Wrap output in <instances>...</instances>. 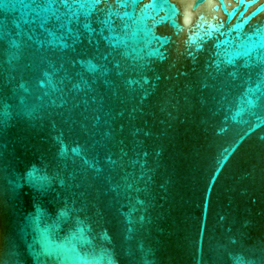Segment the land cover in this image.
Returning <instances> with one entry per match:
<instances>
[{
	"label": "water",
	"instance_id": "obj_1",
	"mask_svg": "<svg viewBox=\"0 0 264 264\" xmlns=\"http://www.w3.org/2000/svg\"><path fill=\"white\" fill-rule=\"evenodd\" d=\"M0 264H264V0H0Z\"/></svg>",
	"mask_w": 264,
	"mask_h": 264
}]
</instances>
